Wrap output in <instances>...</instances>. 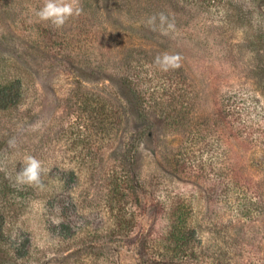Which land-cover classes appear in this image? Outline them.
<instances>
[{"label": "trees", "instance_id": "obj_1", "mask_svg": "<svg viewBox=\"0 0 264 264\" xmlns=\"http://www.w3.org/2000/svg\"><path fill=\"white\" fill-rule=\"evenodd\" d=\"M125 1L127 5L130 1L129 11L134 9L137 14L144 15L145 21L152 15L158 16L159 13L168 16L169 20L175 23V30L170 31L168 35L173 40H196L197 35L193 32L198 28L213 44L218 43L220 35H214L213 32L207 36L206 28L212 27L211 25L221 26L228 20L237 24L246 21L258 30L260 42H264V16L261 17L264 0H248L245 4L246 10L240 0ZM80 3L84 10L82 18H88L94 12V21L98 22L91 23L92 30H97L96 35L101 38L100 43L102 39L107 42L108 29L103 16L97 15V0H94V3L93 0H80ZM194 9L198 11L194 13ZM200 12L203 13L201 17ZM8 20L12 28L10 34H0V55L1 58L3 56V59L0 58V64L3 62L0 74V111L3 112L15 109L23 102L26 86H32L31 83H26L28 69H32L34 65L29 56L20 55L24 45L18 46L10 42L12 34L23 36L20 30L27 31V25L22 28L27 24L26 14L13 12ZM77 34L74 30L69 33ZM205 36L199 35V39ZM71 43L74 42L62 39L60 46L63 51L68 50L67 56L70 59L78 56L72 52L75 45L70 46ZM101 47L102 45L99 46L97 56L100 57L97 63H94L93 71L97 81L109 83L106 91L110 96L99 89L85 102L94 97L95 106L89 109L90 114L87 117L96 127L95 133L99 136L98 148L107 145L111 152L108 162L100 154L86 161L85 153L81 157L83 162H90L87 164L88 174L98 189L90 196L88 193L82 194L80 201H73L71 192L62 196L63 184L61 193L44 196L40 188L15 185L2 170L0 185L9 190L15 187V195H19V199L26 194L35 193L43 198L42 202L46 200V204H49L50 213L45 229L57 238L60 244L55 252L53 251L56 254L51 256L53 263L45 264H216L205 248L202 249L200 239L196 238L192 191H171L165 180L166 176L159 172L144 175L139 168L140 149L148 145L158 153L161 148L159 130L173 127L182 131L184 138L180 148L172 157L170 155L163 158L169 170L171 171L172 167L175 169L177 164L183 165L182 169L186 166L188 171L194 170L193 167L197 165L195 153L199 152L202 156L207 151L211 159L210 162L208 160L209 172H206L204 179L208 182L209 178L215 182L210 185L212 188H206V211L219 209L223 206L221 203L226 202L234 212L240 211L242 216L247 215L254 222L258 221L254 218L257 216L254 192L251 191L250 185L236 182L238 179L234 175L235 167L228 154V139L232 136L255 142L264 141V122L257 119L255 116L258 113L254 112L257 108V98L246 97L239 85L227 86L228 91L217 90V95L212 98V101L216 98L215 109L211 108L212 106L205 109V103L202 107L206 111L201 110L198 89L191 78L179 70L182 67L166 72L161 90L158 91L155 86L146 85L139 77L144 62L148 64V70L157 67L153 63V56L149 60L143 56H130L141 52L146 56V49L130 48L126 55L120 58L110 54L113 61L107 62L103 59ZM87 48L88 46L81 49L83 54L85 53L84 56H88ZM41 57L50 60L49 56ZM81 61L90 65L84 58ZM255 67L264 72L263 65ZM70 73L68 77L76 79L77 84L92 80L89 73L84 72L85 78ZM36 97L29 100L30 105ZM211 112H214V115L211 116ZM20 117L21 122L26 119L23 113ZM218 149L224 151L225 168L223 165L217 167L214 163L213 155ZM180 154L182 156H179ZM64 174L71 180H77L78 173L73 170H68V173L63 170L62 175ZM97 183L99 184L96 185ZM56 204L61 206L62 211H53ZM90 205L94 206L92 208L97 214L94 222L80 220L82 206L90 209ZM53 217L61 220L59 226L52 224ZM15 242L3 231V225L0 224V264H14L17 260L26 264L30 263V260H35L37 264L43 262L40 261L42 253L38 254L34 248L28 246L27 235L19 246ZM57 259H60V262H57Z\"/></svg>", "mask_w": 264, "mask_h": 264}, {"label": "rangeland", "instance_id": "obj_2", "mask_svg": "<svg viewBox=\"0 0 264 264\" xmlns=\"http://www.w3.org/2000/svg\"><path fill=\"white\" fill-rule=\"evenodd\" d=\"M240 2L246 10L245 4L248 0ZM97 3V15L103 16L108 29L107 42L102 39V43L101 38L96 35L97 30H92L91 23H95L94 12L86 19L82 18L83 13L79 17L71 18L62 28L57 29L50 22L38 21L35 16V12L43 7L44 0H0V34H10L12 28L8 19L13 12L26 14L27 24L22 28L27 25V31L20 30L23 36L12 34L10 42L18 46L24 45L20 55L29 56L34 64L32 69H28L26 83H31L32 86H26L23 102L15 109L0 111V170L8 174L10 181L15 183V176L22 168V161L26 156L32 155L41 161L46 170H50L42 177L44 187L40 190L44 196L61 193L62 184V196L71 192L73 201H80L85 193L90 196L98 189L88 174L87 164L90 162H83L81 157L85 153L86 161L100 154L108 162L111 152L107 145L98 148L99 136L95 133L96 127L88 120L89 109L95 106L94 97L85 102L99 89L110 96L106 91L109 83L97 81L93 71V65L100 57L97 56L100 45L104 53L103 59L107 62L113 61L110 54L120 58L133 47H142L148 54L144 53V56L141 52L130 56H143L146 60L152 58L151 56L154 59L156 55L164 52L178 53L182 57V68L179 70L189 76L198 89L201 110L210 106L214 109L217 107L216 98L212 101L217 95V90L228 91L227 86L239 85L246 97L257 98V108L254 112L258 114L255 117L264 122V72L255 67L264 66V42H260L256 28L246 21L237 24L227 20L221 26L211 25L212 27L206 28L207 36L213 32L214 35H220L218 43L213 44L198 28L193 32L197 39L184 42L180 38L173 40L168 35H162L160 31L148 28L143 19L144 15L137 14L134 9L129 11L130 1L128 5L125 0H97ZM29 9L30 11H27ZM261 9L263 17L264 5ZM196 11L198 9L193 10L194 13ZM202 14L200 12L199 17ZM73 30L78 34L69 35ZM199 35L205 37L200 40ZM62 39L74 42L70 46L75 45L72 52L78 56L68 58V50L63 51L60 47ZM87 46L88 56H84L85 53L83 54L81 49ZM41 56H49L50 60ZM82 58L88 60L90 65H85L81 61ZM141 70V81L146 85L155 86L160 91L166 72L157 67L148 70V64L145 62ZM70 72L83 78L84 72L89 73L92 80L77 84L76 79L68 77ZM182 84L186 88L185 84ZM35 96L37 97L30 105L29 102ZM205 103L207 107L204 109L202 104ZM21 113L26 117L22 122ZM212 115L214 112H211ZM183 138V132L173 127L159 130L160 152L153 151L148 145L141 148L139 168L144 175L159 172L166 176L168 188L173 192L192 191L194 219L201 246L216 264H264V141L255 142L238 136L228 139V154L235 167L234 175L238 179L236 182L250 185L251 191L254 192L257 204V216L254 218L258 219L254 222L249 216H242L240 211L234 212L226 202L221 203L223 206H219V209L206 211V188H212L210 185L215 182L209 178L208 182L204 179L206 172H209L211 159L207 151V155L204 152L202 156L199 152L195 153L197 165L193 167L194 170L188 171L186 166L182 169L183 165L180 164L169 170L163 158L170 155L172 157L180 148ZM10 139L15 140V147L9 146ZM213 156L217 167L225 164L224 151L218 149ZM63 170L67 173L68 170L77 172V180L69 179L67 174L62 175ZM14 190L15 187L9 190L0 185V224L3 225V231L8 233L10 238L13 233H19L23 239L27 235L28 246L43 255L40 258L43 262L38 264L53 263L51 256L56 254L54 252L60 242L45 229L50 213L49 204H46V200L42 202L43 198L35 193L26 194L19 199ZM92 207L94 206L85 209L82 206L80 220L94 222L97 214ZM57 262H60V259H57ZM14 264L26 263L17 260ZM28 264L37 262L30 260Z\"/></svg>", "mask_w": 264, "mask_h": 264}, {"label": "clouds", "instance_id": "obj_3", "mask_svg": "<svg viewBox=\"0 0 264 264\" xmlns=\"http://www.w3.org/2000/svg\"><path fill=\"white\" fill-rule=\"evenodd\" d=\"M83 7L80 0H44L43 7L35 12V16L40 22H50L51 25L57 29L62 28L66 22L74 17H79L83 13ZM157 19L159 20V27L157 28ZM146 26L152 31L159 30L162 35H169L170 31L175 30L174 21L169 20V17L164 13L150 16L146 21ZM182 57L177 54H170L164 52L155 56L153 63L162 72H168L170 70H176L181 67ZM9 146L15 147V140H9ZM46 170L39 159L32 155H28L22 161V168L17 172L15 176V183L17 185H27L33 188L44 187V181L42 179ZM53 211L60 212L62 208L59 204L53 206ZM61 220L58 218H52V224L59 226ZM19 237V239H18ZM196 238L199 239V233ZM13 241H16V245L22 242L23 237L19 236V233H13L11 236Z\"/></svg>", "mask_w": 264, "mask_h": 264}]
</instances>
